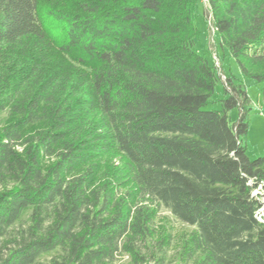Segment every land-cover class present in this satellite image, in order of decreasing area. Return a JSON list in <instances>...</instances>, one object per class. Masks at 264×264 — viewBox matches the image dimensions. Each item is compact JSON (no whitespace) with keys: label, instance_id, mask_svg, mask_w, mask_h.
Wrapping results in <instances>:
<instances>
[{"label":"trees","instance_id":"16d2710c","mask_svg":"<svg viewBox=\"0 0 264 264\" xmlns=\"http://www.w3.org/2000/svg\"><path fill=\"white\" fill-rule=\"evenodd\" d=\"M207 3L264 103V0ZM197 5L83 0L53 12L57 43L40 0H0V264H264L253 108L202 52ZM161 210L194 228L172 254Z\"/></svg>","mask_w":264,"mask_h":264},{"label":"rangeland","instance_id":"374dc122","mask_svg":"<svg viewBox=\"0 0 264 264\" xmlns=\"http://www.w3.org/2000/svg\"><path fill=\"white\" fill-rule=\"evenodd\" d=\"M83 0H40V15L42 23L47 33L55 42H63L64 40V25L53 18L55 10H74ZM208 3L206 0H198L197 5V26L200 31V39L203 44L202 52L208 54L209 58L215 64L222 80H225L226 73L232 74L243 82L247 87L248 96L251 101L253 111L250 114L251 128L248 133L246 144L248 149V156L251 160H255L264 155V103L262 99V85L256 84L242 76L241 70L235 60H229L226 65V71L221 59L218 56L217 43L215 32L210 27L208 13ZM219 105H210L208 109H218ZM237 117V114H234ZM2 120H0L1 124ZM116 161V160H115ZM117 164V161H116ZM264 202V197H263ZM158 222H166L171 228L173 234V246L170 254L176 251L178 241L183 233L192 231L189 225H186L177 220L171 213L166 210H161ZM49 257H44L43 262H48ZM129 259L126 256L120 257L118 264H129Z\"/></svg>","mask_w":264,"mask_h":264},{"label":"built area","instance_id":"2783aa9c","mask_svg":"<svg viewBox=\"0 0 264 264\" xmlns=\"http://www.w3.org/2000/svg\"><path fill=\"white\" fill-rule=\"evenodd\" d=\"M206 2H207V0H206ZM256 194H258V191L257 190L254 192V195H256ZM263 211H264V209H261L260 210V213L263 212Z\"/></svg>","mask_w":264,"mask_h":264}]
</instances>
